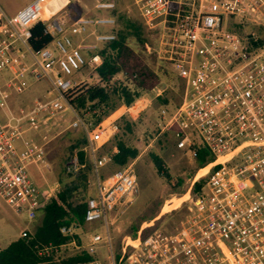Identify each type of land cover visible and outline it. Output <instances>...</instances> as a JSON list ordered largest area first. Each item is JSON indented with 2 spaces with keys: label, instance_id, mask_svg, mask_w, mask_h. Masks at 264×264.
<instances>
[{
  "label": "built area",
  "instance_id": "2783aa9c",
  "mask_svg": "<svg viewBox=\"0 0 264 264\" xmlns=\"http://www.w3.org/2000/svg\"><path fill=\"white\" fill-rule=\"evenodd\" d=\"M117 1H98L93 16H75L68 2L48 18L49 0H32L14 15L0 6V201L15 214L36 219L59 191L43 194L31 175V167H49L46 144L38 135L71 115L70 128L82 129L84 143L74 151L69 171L92 166L88 188L93 187L94 194L86 199L84 224L97 222L104 228L86 245L77 239L79 223L61 228L71 238L64 246L92 257L85 264H104L97 258L102 248L109 251L107 264H264V47H252L231 29L232 24L264 27V0H132L147 30L158 32V56L168 62L183 88L176 110L163 106L155 119L158 135L171 131L176 147L187 151L197 168L201 151L215 160L198 169L192 180L185 201L190 203L189 214L181 229L143 237L142 227L137 244L129 239L118 257L111 226L138 193L135 163L101 179L100 170L111 157H101L100 152L121 127L114 120L94 130L91 112L82 116L71 104L74 90L85 83L77 75L86 67L100 68L104 59L99 50L116 40ZM38 23L52 41L35 51L31 30ZM42 81L51 87L43 100L12 109L9 100L14 94ZM153 91L155 98L165 93ZM150 103L143 95L123 115L139 116ZM64 246L47 247L40 254Z\"/></svg>",
  "mask_w": 264,
  "mask_h": 264
},
{
  "label": "rangeland",
  "instance_id": "374dc122",
  "mask_svg": "<svg viewBox=\"0 0 264 264\" xmlns=\"http://www.w3.org/2000/svg\"><path fill=\"white\" fill-rule=\"evenodd\" d=\"M32 0H0V6L8 15H14L31 3ZM69 8L73 10L75 16H93L98 13L95 5L100 0H68ZM118 7L121 14H125L141 24L140 17L133 8L132 0H118ZM228 18H225L227 22ZM239 21V20H238ZM238 24H232L231 29L238 32L245 41L248 42L247 35L257 32L251 25H246L240 33ZM120 29H123L121 26ZM103 31V30H102ZM143 38L148 41L144 48V54L147 56L148 65L156 71L161 78V83L155 88L164 90L162 98H155L153 88L146 96L151 100L148 108L139 116L132 117L129 114L122 116L126 111L123 100L119 94L114 93V89L122 87H134L135 79L129 74L120 73L109 83L101 82L96 70L86 67L81 70L76 79H85V83L77 87L71 99L77 98L81 92L92 87H106L110 93L108 101L107 113L102 119V123L117 120L121 127L120 133L116 138L104 147L101 156H112L117 152L115 148L119 141L125 143L129 147L138 150L139 155L135 160V170L138 176L139 188L138 193L132 203L122 215H119L114 225L111 226L113 237V252L116 257L121 253V249L126 242H134L139 235V231L143 230V237L163 236L176 233L182 227L183 221L186 220L190 205L185 201L189 198L187 194L191 187L192 180L197 174V163L192 159L187 151L179 150L175 145V139L171 131L159 136L155 126V119L158 118L161 108L165 106L169 111H175L182 96V83L177 75L172 72L168 62L160 59L157 53L159 45V36L149 33L143 29ZM264 39V31L260 32ZM135 47L134 43H131ZM150 48V49H148ZM140 53L138 48H134ZM156 55L155 59L153 56ZM156 61V63H155ZM51 90L48 81L33 83L32 87L25 93L14 94L9 105L12 109L26 107V104H33L35 100H43ZM162 99V100H161ZM168 101V104L162 103ZM133 110L132 112H134ZM91 115H88V117ZM73 121L71 115H66L61 122H58L48 132L38 135V139L46 144L47 157L49 167L44 170H37L31 167V175L36 182L38 188L43 194H55L63 184L70 183L78 178L81 170L69 171L74 159L73 147L83 142L82 129L70 128ZM130 128V130L128 129ZM153 155L158 156L163 162V175H161L154 162ZM213 166L201 170L198 177L202 173V177L206 175ZM121 167L115 165L112 161L108 162L101 170V179H106L111 174L119 170ZM89 180H93V175L89 173ZM78 194L83 197L85 202L89 195L94 194V188H84L83 184L79 185ZM40 215V214H39ZM38 215V216H39ZM31 221L26 213L18 215L11 211L3 202L0 201V238L5 237L7 241L25 238L23 233H27V237L33 234L39 225V218ZM101 223L81 224L78 230L77 239L81 244L86 245L89 238L97 233L103 232ZM128 251H133L129 248ZM81 253L73 246H64L55 252L56 260H66L74 255ZM109 251L106 248L99 250L97 258L104 264L108 263Z\"/></svg>",
  "mask_w": 264,
  "mask_h": 264
},
{
  "label": "trees",
  "instance_id": "16d2710c",
  "mask_svg": "<svg viewBox=\"0 0 264 264\" xmlns=\"http://www.w3.org/2000/svg\"><path fill=\"white\" fill-rule=\"evenodd\" d=\"M118 17V25L114 30L116 40L112 43L105 44L99 50L104 62L103 65L96 70L101 82L107 84L115 76L120 73L129 74L135 79L134 87L129 85L120 89H114L115 94L123 100L127 109L131 107L134 102L143 95H146L153 88L161 83V78L156 71L152 69L147 62V56L144 54V48L148 44L143 36L144 26L142 20L141 24L137 23L131 17L121 14L118 10L114 13ZM123 29H120V27ZM245 26L239 25L240 33ZM257 32L247 35L250 45L254 48L264 47V39L260 32L264 31V27L252 26ZM33 39L30 41L32 48L39 51L48 46L52 39L45 35L44 25L42 23L36 24L32 28ZM148 31V30H147ZM152 34H158L157 31H148ZM140 50L135 51V47ZM156 55L153 56L155 59ZM147 57V58H146ZM156 63V61H155ZM110 93L106 87H92L80 93V95L71 99L72 106L84 116L86 112H91V120L94 122V130L100 129L102 126V119L106 115V108L109 106ZM162 100V99H161ZM167 104L168 101H162ZM126 109V110H127ZM122 116H125L122 114ZM130 130V128H128ZM116 138V137H115ZM114 138V139H115ZM84 143L73 147V150L81 147ZM106 147V146H105ZM115 148L117 152L111 157V161L119 166L124 167L130 161L135 160L139 152L133 147L127 146L125 143L119 141ZM80 162L84 163V154L80 153ZM101 155V154H100ZM103 157V156H101ZM153 162L158 172L163 175V162L158 157L153 155ZM215 158L207 154L206 151H201L198 159V169H202L209 163L214 162ZM92 173L91 164H87L85 169H82L78 178L70 183L63 184V187L48 199L41 207L39 218V225L33 234L28 237L18 239L12 242L7 248L0 251V264H85L92 260V257L87 253L74 255L66 260H56L55 251H49L46 254H40V251L47 247H61L71 242V238L64 236L61 233V228L64 226H71L74 223L80 225L85 221V213L87 204L82 202L83 197L78 194L79 185L88 187L89 173ZM204 181L202 180L195 185V191L199 190Z\"/></svg>",
  "mask_w": 264,
  "mask_h": 264
},
{
  "label": "bare ground",
  "instance_id": "6f19581e",
  "mask_svg": "<svg viewBox=\"0 0 264 264\" xmlns=\"http://www.w3.org/2000/svg\"><path fill=\"white\" fill-rule=\"evenodd\" d=\"M68 2H69L68 0H49V4H48V6L46 8V11H45V17L48 18V17L52 16L53 14H55V12H57L59 9H61L62 7H64ZM214 165L215 164L210 165V166H214ZM210 166H208V167H210ZM203 170H205V169H203ZM200 177H202V173H201V175L199 177L197 175V179H199ZM131 244L132 245H135L137 243L132 242Z\"/></svg>",
  "mask_w": 264,
  "mask_h": 264
},
{
  "label": "crops",
  "instance_id": "0c3cea01",
  "mask_svg": "<svg viewBox=\"0 0 264 264\" xmlns=\"http://www.w3.org/2000/svg\"><path fill=\"white\" fill-rule=\"evenodd\" d=\"M18 239L7 241L5 237L0 238V251L7 248L12 242L17 241Z\"/></svg>",
  "mask_w": 264,
  "mask_h": 264
}]
</instances>
